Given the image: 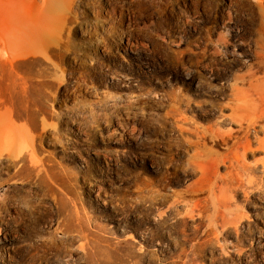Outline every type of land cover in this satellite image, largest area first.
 I'll return each mask as SVG.
<instances>
[{
  "label": "rangeland",
  "instance_id": "obj_1",
  "mask_svg": "<svg viewBox=\"0 0 264 264\" xmlns=\"http://www.w3.org/2000/svg\"><path fill=\"white\" fill-rule=\"evenodd\" d=\"M0 264H264V0H0Z\"/></svg>",
  "mask_w": 264,
  "mask_h": 264
}]
</instances>
